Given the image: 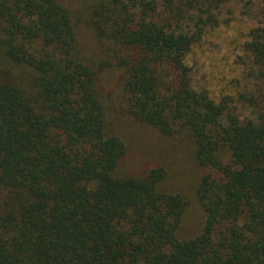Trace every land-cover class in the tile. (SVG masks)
Listing matches in <instances>:
<instances>
[{"label": "trees", "instance_id": "trees-1", "mask_svg": "<svg viewBox=\"0 0 264 264\" xmlns=\"http://www.w3.org/2000/svg\"><path fill=\"white\" fill-rule=\"evenodd\" d=\"M126 120L190 144L195 235L160 161L129 171ZM0 264H264V0H0Z\"/></svg>", "mask_w": 264, "mask_h": 264}, {"label": "rangeland", "instance_id": "rangeland-1", "mask_svg": "<svg viewBox=\"0 0 264 264\" xmlns=\"http://www.w3.org/2000/svg\"><path fill=\"white\" fill-rule=\"evenodd\" d=\"M251 26L252 21H244L243 19L239 21L237 19V22L235 21L227 31L215 32V38L209 42L211 48L206 49L204 55H200L202 66L196 72V77L198 73L204 75L203 80L208 88H217L222 83L216 76L218 73L228 74L230 72L233 57V52L230 50L235 45L234 40L239 39L240 33ZM81 37L88 46L85 53L91 54L94 47L92 40L90 43V38L86 34H82ZM102 76L108 78L113 75L110 71H104ZM123 126L124 128L120 131L127 139L129 147L133 148L132 152L128 153L125 161L128 166L133 165L134 169L132 171L130 167L126 168L135 173L145 167V164L153 166L157 161H160L168 172V176H170L166 181L168 189L175 188L176 191L190 197L191 203L182 221L181 231L187 236L195 235L198 231L197 228L200 227L204 219V215L192 198V183L196 169L192 161L190 144L186 140L180 142L178 138H166L155 129L137 123H128V126L123 124Z\"/></svg>", "mask_w": 264, "mask_h": 264}]
</instances>
